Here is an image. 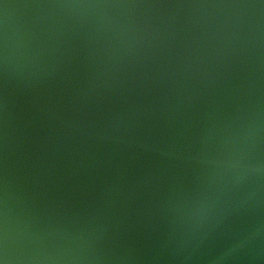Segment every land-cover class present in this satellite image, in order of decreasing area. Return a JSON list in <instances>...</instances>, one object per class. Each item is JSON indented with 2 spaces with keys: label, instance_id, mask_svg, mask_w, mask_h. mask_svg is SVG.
Returning <instances> with one entry per match:
<instances>
[{
  "label": "water",
  "instance_id": "obj_1",
  "mask_svg": "<svg viewBox=\"0 0 264 264\" xmlns=\"http://www.w3.org/2000/svg\"><path fill=\"white\" fill-rule=\"evenodd\" d=\"M0 264H264V0H0Z\"/></svg>",
  "mask_w": 264,
  "mask_h": 264
}]
</instances>
